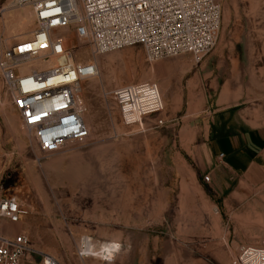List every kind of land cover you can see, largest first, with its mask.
<instances>
[{"label":"rangeland","instance_id":"rangeland-1","mask_svg":"<svg viewBox=\"0 0 264 264\" xmlns=\"http://www.w3.org/2000/svg\"><path fill=\"white\" fill-rule=\"evenodd\" d=\"M13 1L0 0V53L35 28L31 10ZM218 1V36L199 62L188 54L151 62L138 45L92 57L64 33L76 60L95 62L99 72L78 97L90 130L85 144L39 153L0 78V196H15L29 212L16 231L28 234L34 249L67 264L75 256L79 264H101L78 257L79 239L113 237L128 239L124 264H229L241 245L259 244L264 153L251 170L215 181L203 163L221 92L233 124L264 130V0ZM143 81L156 83L162 99L161 84L169 87L159 128L124 125L111 96Z\"/></svg>","mask_w":264,"mask_h":264},{"label":"built area","instance_id":"built-area-1","mask_svg":"<svg viewBox=\"0 0 264 264\" xmlns=\"http://www.w3.org/2000/svg\"><path fill=\"white\" fill-rule=\"evenodd\" d=\"M13 6L28 7L35 28L0 53V78L29 141L43 155L90 138L78 97L82 84L99 72L95 62L76 60L65 32L73 35L77 49L87 48L92 57L138 45L151 62L187 54L199 62L216 42L222 15L218 0H14ZM37 62L53 63L21 70ZM111 96L124 125L142 127L147 121L152 129L165 124L157 118L164 103L156 83L124 85ZM203 180L208 182L209 176ZM28 214L15 196H0V264H26L33 254L40 264H60L34 249L28 234L16 231ZM78 245V257L106 263L120 249L87 236ZM229 264H264V236L258 245H241Z\"/></svg>","mask_w":264,"mask_h":264},{"label":"crops","instance_id":"crops-1","mask_svg":"<svg viewBox=\"0 0 264 264\" xmlns=\"http://www.w3.org/2000/svg\"><path fill=\"white\" fill-rule=\"evenodd\" d=\"M161 90L165 103L170 102L169 87L167 88L165 84H161ZM229 102L227 95L221 92L218 101L215 102L216 110L212 112L210 128H213L212 130L215 133L209 135L205 144L206 157L203 169L211 175L213 181L223 177L225 174L239 176L251 170L257 166L258 159L264 153V130L261 127L253 125L243 127L241 121H234L233 124L229 119V111L231 109ZM175 105L182 106V102L175 103ZM221 154L223 157L220 158ZM94 241L118 244L120 249L116 257L118 256V259H120L118 261L120 264H124V257L127 255L126 243H128V239L116 241L113 237H107V240L104 241ZM39 258L36 254L30 255L26 264H40ZM80 260L75 256L73 264H79ZM62 261L64 260L60 257L58 262L60 264H67ZM82 262L89 264L86 260ZM101 264H114V261L107 263L102 261Z\"/></svg>","mask_w":264,"mask_h":264},{"label":"bare ground","instance_id":"bare-ground-1","mask_svg":"<svg viewBox=\"0 0 264 264\" xmlns=\"http://www.w3.org/2000/svg\"><path fill=\"white\" fill-rule=\"evenodd\" d=\"M83 61H86V60H83ZM49 63H53V62H49ZM112 245L118 246V244H116V243H112Z\"/></svg>","mask_w":264,"mask_h":264}]
</instances>
